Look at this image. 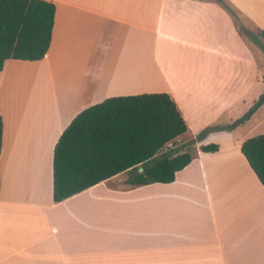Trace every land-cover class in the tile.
I'll list each match as a JSON object with an SVG mask.
<instances>
[{"label": "crops", "instance_id": "0c3cea01", "mask_svg": "<svg viewBox=\"0 0 264 264\" xmlns=\"http://www.w3.org/2000/svg\"><path fill=\"white\" fill-rule=\"evenodd\" d=\"M44 1L45 57L0 71V264H264V187L241 153L264 104L230 127L264 93V0ZM164 93L188 128L174 147L196 141L173 182L121 173L53 202L54 147L79 113Z\"/></svg>", "mask_w": 264, "mask_h": 264}, {"label": "trees", "instance_id": "16d2710c", "mask_svg": "<svg viewBox=\"0 0 264 264\" xmlns=\"http://www.w3.org/2000/svg\"><path fill=\"white\" fill-rule=\"evenodd\" d=\"M55 5L44 0H0V71L8 60H42L51 43ZM264 43V28L260 33ZM264 104V93L234 124L245 123ZM187 125L168 94L106 99L79 113L59 137L53 152V202L60 203L118 174L139 187L168 184L196 154L195 140L178 149L175 139ZM202 133L197 140L203 138ZM2 117L0 116V150ZM210 144L204 153L218 151ZM172 149L173 155L162 156ZM241 153L264 187V135L246 139ZM143 168L142 172H138Z\"/></svg>", "mask_w": 264, "mask_h": 264}, {"label": "water", "instance_id": "95a60500", "mask_svg": "<svg viewBox=\"0 0 264 264\" xmlns=\"http://www.w3.org/2000/svg\"><path fill=\"white\" fill-rule=\"evenodd\" d=\"M169 155H173V150L172 149H169V150H166L165 152L162 153V156L166 157V156H169ZM143 171V168H139L138 169V172H142Z\"/></svg>", "mask_w": 264, "mask_h": 264}, {"label": "rangeland", "instance_id": "374dc122", "mask_svg": "<svg viewBox=\"0 0 264 264\" xmlns=\"http://www.w3.org/2000/svg\"><path fill=\"white\" fill-rule=\"evenodd\" d=\"M171 148H174V149H178V148H175L174 145L173 146H170Z\"/></svg>", "mask_w": 264, "mask_h": 264}]
</instances>
